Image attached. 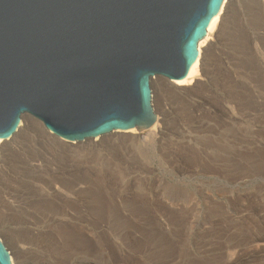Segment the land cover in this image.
Returning a JSON list of instances; mask_svg holds the SVG:
<instances>
[{
  "label": "rangeland",
  "instance_id": "1",
  "mask_svg": "<svg viewBox=\"0 0 264 264\" xmlns=\"http://www.w3.org/2000/svg\"><path fill=\"white\" fill-rule=\"evenodd\" d=\"M204 49L198 86L151 80L146 142L118 131L92 148L22 119L0 171L1 195L17 190L0 195L11 261L264 264V0H234Z\"/></svg>",
  "mask_w": 264,
  "mask_h": 264
},
{
  "label": "water",
  "instance_id": "2",
  "mask_svg": "<svg viewBox=\"0 0 264 264\" xmlns=\"http://www.w3.org/2000/svg\"><path fill=\"white\" fill-rule=\"evenodd\" d=\"M223 1L0 0V139L24 117L67 142L148 130L151 80L187 77Z\"/></svg>",
  "mask_w": 264,
  "mask_h": 264
},
{
  "label": "bare ground",
  "instance_id": "3",
  "mask_svg": "<svg viewBox=\"0 0 264 264\" xmlns=\"http://www.w3.org/2000/svg\"><path fill=\"white\" fill-rule=\"evenodd\" d=\"M234 0H224L221 8L218 12V14L211 20L208 28H207V34L206 36L198 43V55L197 58L195 60V62L193 63V65L190 68V71L187 75L186 78L182 79V80H178V81H173V86L176 89H180L181 87L184 86H198L199 85V79L204 76V67H205V57H206V50L204 49L211 41L213 36H216V34L219 32V30L221 29L223 23L226 21V18L228 17V14L230 12V8L233 5ZM180 91V90H178ZM160 127H161V121L159 120V118H157L155 124L149 128L146 131H137L136 129H131L128 131H123V133L130 135L131 140L133 141H147V139H150L154 136H156L159 132H160ZM25 132H27V127L25 128H21L19 127V129L17 130V132L9 139H5V140H1L0 139V171L2 169L3 166V153L5 152V150L7 149L8 146H10V142L13 141V139L18 136L19 134H25ZM118 132V131H115ZM136 132H139L137 136H133ZM53 136V135H52ZM15 140V139H14ZM87 140H91L92 141V148H98V147H102L103 145V140L101 137H96L94 139H87ZM86 141V140H84ZM83 141V142H84ZM15 142V141H14ZM80 143V142H78ZM110 143V142H109ZM113 144L110 143L108 144V147H110ZM105 145V144H104ZM115 147V146H114ZM126 147V146H125ZM9 148V147H8ZM89 148V147H88ZM87 148V149H88ZM105 148V147H104ZM50 149V148H49ZM115 149V148H114ZM45 150V149H44ZM51 150V149H50ZM47 152V151H46ZM54 152V151H53ZM51 153V152H50ZM34 154V153H33ZM41 154V153H40ZM54 154V153H53ZM50 155V154H49ZM56 155V154H55ZM36 156V157H35ZM43 156V155H42ZM45 156V155H44ZM53 156V155H52ZM29 158V159H28ZM27 159L22 161V165H24V169L26 170H37L39 167L38 164H36L34 161L38 160V155L35 153L32 156H29ZM69 164V163H68ZM20 169V168H19ZM16 173V172H15ZM20 174V173H19ZM1 176V175H0ZM3 176V175H2ZM26 176V175H25ZM55 178V177H54ZM4 179H2L3 181ZM6 181V180H5ZM9 181V180H8ZM3 183V182H2ZM76 183V182H75ZM15 184V183H14ZM11 185V184H10ZM74 186V185H73ZM11 186L7 187V190L4 191V196L0 195L3 197L2 199L5 200L7 202L6 198H9L8 196H11V198L13 197V194L17 192V190L12 191L10 189ZM13 188V187H12ZM79 188V187H78ZM81 188V187H80ZM18 189V188H17ZM56 190V189H55ZM3 191V190H1ZM19 193H21L19 191ZM23 193V192H22ZM18 194V193H17ZM26 194V192H25ZM27 195V194H26ZM14 196H16L14 194ZM21 196V195H20ZM17 198V197H16ZM20 198V197H19ZM22 198V197H21ZM2 202V200H1ZM10 203V202H9ZM14 203V202H12ZM7 204V203H6ZM18 204V203H17ZM17 206V205H16ZM14 206V207H16ZM16 210V209H15ZM3 214V213H2ZM13 217V216H12ZM9 218V216H8ZM6 219V218H3ZM8 221V220H7ZM22 249V247H21ZM20 249V250H21ZM23 250V249H22ZM21 250V251H22ZM24 255L26 253H23ZM22 255V254H21ZM23 256V255H22ZM25 257V256H24ZM13 260V259H12ZM13 264H15V261H12Z\"/></svg>",
  "mask_w": 264,
  "mask_h": 264
}]
</instances>
